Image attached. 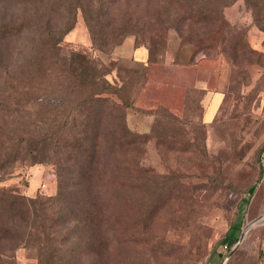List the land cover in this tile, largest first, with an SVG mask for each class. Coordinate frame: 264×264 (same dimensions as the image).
Wrapping results in <instances>:
<instances>
[{"label":"rangeland","instance_id":"1","mask_svg":"<svg viewBox=\"0 0 264 264\" xmlns=\"http://www.w3.org/2000/svg\"><path fill=\"white\" fill-rule=\"evenodd\" d=\"M256 1L264 2L236 0L224 9L215 48L198 53L189 68L173 63L181 40L169 24L178 11L172 0H125L112 10V26L102 31L93 25L96 43L78 14L65 36V55L84 52L111 72V81L121 78L137 95L127 123L147 140L139 159L147 172L135 174L134 203L121 199L107 216L109 229L119 218L118 237L128 232L138 242L116 250L117 264H264V222L241 240L246 226L264 214V24L255 21ZM2 12L64 27V19L43 6ZM135 45L147 47V64L136 61ZM23 49L0 43V101L6 104V73L20 65ZM51 170L17 164L0 174V191L54 197ZM0 257L4 264H38L29 249L4 240Z\"/></svg>","mask_w":264,"mask_h":264},{"label":"trees","instance_id":"2","mask_svg":"<svg viewBox=\"0 0 264 264\" xmlns=\"http://www.w3.org/2000/svg\"><path fill=\"white\" fill-rule=\"evenodd\" d=\"M235 1L172 0L178 11L169 24L181 40L174 65L194 66L198 53L215 48L223 11ZM124 2L0 0V9L43 6L64 19L59 29L27 14L0 13V43L24 46L20 65L6 73L2 90L10 103L0 101V174H10L17 164L46 165L58 184L56 195L47 198L0 191V242L23 245L38 264H117L120 246L127 251L138 244L128 232L118 237L119 218L109 222L110 229L106 225L119 200H133L137 170L147 172L139 166L147 140L127 123L137 95L121 78L111 81V72L102 71V63L84 52H62L78 14L96 43L93 25L102 31L112 26V10ZM254 7L261 26L264 2L256 1Z\"/></svg>","mask_w":264,"mask_h":264},{"label":"crops","instance_id":"3","mask_svg":"<svg viewBox=\"0 0 264 264\" xmlns=\"http://www.w3.org/2000/svg\"><path fill=\"white\" fill-rule=\"evenodd\" d=\"M134 55H135V59L138 63H142V64H147L148 62V50L146 49V47H139L136 48L134 47Z\"/></svg>","mask_w":264,"mask_h":264},{"label":"water","instance_id":"4","mask_svg":"<svg viewBox=\"0 0 264 264\" xmlns=\"http://www.w3.org/2000/svg\"><path fill=\"white\" fill-rule=\"evenodd\" d=\"M262 216H260V217H258L256 220H254V222L253 223H251V224H248L247 226H246V228H245V230H244V233H243V236H242V238H241V240L242 239H244V237L246 236V234H247V230L249 229H252L255 225H257V224H260V223H262ZM227 260H228V258L225 260V262L224 263H226L227 262Z\"/></svg>","mask_w":264,"mask_h":264},{"label":"built area","instance_id":"5","mask_svg":"<svg viewBox=\"0 0 264 264\" xmlns=\"http://www.w3.org/2000/svg\"><path fill=\"white\" fill-rule=\"evenodd\" d=\"M52 177H55V175H52ZM50 178H51V176H50ZM47 185H48V184L43 183V184L41 185V190L47 192V191L49 190V188H48Z\"/></svg>","mask_w":264,"mask_h":264},{"label":"bare ground","instance_id":"6","mask_svg":"<svg viewBox=\"0 0 264 264\" xmlns=\"http://www.w3.org/2000/svg\"><path fill=\"white\" fill-rule=\"evenodd\" d=\"M261 216H262V218H263V219H262V222H264V214H262ZM253 222H254V221H251L249 224H251V223H253ZM248 231H249V229H248L246 232H248Z\"/></svg>","mask_w":264,"mask_h":264}]
</instances>
